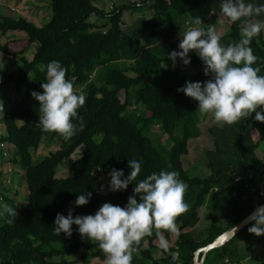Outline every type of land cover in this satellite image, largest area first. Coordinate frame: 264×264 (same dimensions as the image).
Wrapping results in <instances>:
<instances>
[{"label": "trees", "instance_id": "1", "mask_svg": "<svg viewBox=\"0 0 264 264\" xmlns=\"http://www.w3.org/2000/svg\"><path fill=\"white\" fill-rule=\"evenodd\" d=\"M94 1L51 0V17L42 26L16 17L11 10L0 16V32L19 30L26 35L25 39L0 44V52L20 62L13 71L0 74V125L4 126V131L0 129V166L4 163L2 143L12 145L8 161L24 170L28 191L24 205L3 195L5 204L15 208L17 216L11 217L0 207V264L105 261L97 242L82 239L78 226H72L70 237L62 232L57 235L56 215L67 216L70 209L73 217L94 215L104 203L124 207L133 195L135 183L161 170L178 172L179 179L187 184L184 200L189 210L177 218L179 237L164 233L170 252L178 251L179 259L173 261L158 246L153 234L141 241L132 264H193L198 248L234 227L264 202V158L259 159L255 152L260 141H264V123L255 120V113L230 126L218 127L212 122L207 128L212 148L203 154L209 174L190 176L182 163L188 141L202 133V115L198 101L177 89L184 87L186 81L205 82L212 74H204L205 65L195 51L188 53L187 65L179 57L173 62L168 54L180 51L182 28L178 20L186 16L190 23L200 17L204 23L214 13L223 16L222 0H135L108 10L96 6ZM245 3L264 5V0ZM142 6L152 9V21L144 20L141 32L124 30L123 12ZM92 15L102 23L91 21ZM223 18L228 30L221 34V43L238 42L240 22ZM251 19L263 21L264 13ZM19 43L23 45L18 50H11ZM33 47L29 60L25 54ZM250 47L258 57L253 67H259V75L264 76L263 31L253 38ZM54 60L67 69L66 78L86 96V103L78 110L84 127L67 141L55 132L41 130L39 103L31 95L42 94L47 65ZM121 91L123 101L119 98ZM73 123L79 129V121L74 119ZM154 124L166 135L168 147H159L146 134ZM46 139L55 141L57 148L33 160L32 152ZM78 147L81 153L71 160L70 175L57 177L58 167ZM133 159L141 162L136 181L125 190L110 191L109 173L122 170V179L126 178L131 171L128 161ZM89 192L92 195L86 205H75L78 195ZM210 192L214 196L207 199ZM205 206L211 211L209 223L198 229L199 212ZM253 222L221 247L208 251L203 263L215 250H224L223 258L228 256L226 246ZM145 241L147 247L143 248ZM155 250H159L160 257L153 256ZM76 252L84 253L78 261L66 258Z\"/></svg>", "mask_w": 264, "mask_h": 264}, {"label": "clouds", "instance_id": "2", "mask_svg": "<svg viewBox=\"0 0 264 264\" xmlns=\"http://www.w3.org/2000/svg\"><path fill=\"white\" fill-rule=\"evenodd\" d=\"M220 11L229 21L240 22L239 41L224 45L214 26L205 27L200 17L191 19L192 26L181 35L180 51H172L168 58L174 62L179 57L187 65L190 63L188 53L195 51L205 65L204 74L211 73L212 78L205 82L186 81L184 87L177 91L198 101L199 113L210 114L218 127L236 124L253 113L257 122L264 123V76L259 75V67H253L258 57L250 47L253 38L264 30V22L251 18L264 13V5L245 3V0H222ZM66 74L67 69L59 61L49 62L46 82L41 84L42 94L32 92L31 95L39 103L41 130L55 132L67 141L84 127L78 110L86 103V96L83 91L76 90ZM0 116H3L2 102ZM74 119L79 121V129L73 123ZM128 167L130 174L123 179L122 170L113 169L109 173L110 191L125 190L136 181L141 172V162L129 160ZM186 191L187 184L179 179L178 172H153L135 183L126 206L104 203L94 215L75 217L71 209L67 216L58 213L54 231L57 235L62 232L70 237L72 226H78L82 238L97 242L106 256L104 264H132L133 254L138 252L141 241L155 234L158 246L176 261L179 252H170L164 233L179 237L177 218L189 210L184 200ZM91 195L90 192L78 195L75 205H86ZM2 207L11 217L17 216L15 208ZM248 219L254 221L248 232L264 235V206L258 207Z\"/></svg>", "mask_w": 264, "mask_h": 264}, {"label": "rangeland", "instance_id": "3", "mask_svg": "<svg viewBox=\"0 0 264 264\" xmlns=\"http://www.w3.org/2000/svg\"><path fill=\"white\" fill-rule=\"evenodd\" d=\"M12 2L8 0H0V14L5 13L7 10H11L13 14L16 17H24L27 19V17H30L34 21H36L37 24H43L46 23L52 14V10L50 7V1L51 0H11ZM135 0H95L94 4L100 8H103L104 10L111 9V7H116L122 4H127ZM152 9L147 10L145 6H142L141 8H138L137 10H126L123 12L121 23L122 27L126 31H138L141 32L143 28V21L149 20L152 21ZM90 20L93 22H98V24L102 23V20H97V17L95 15H92L90 17ZM30 21V20H29ZM189 22L188 17L183 16L178 20L179 26L182 28L181 35L184 33V31L187 30V28L191 27L192 25ZM32 22V21H31ZM145 22V21H144ZM261 22H264L261 21ZM212 25L216 28L217 32L220 34H224L228 30V24L225 22V19L223 16H221L218 13L212 14L211 17L207 21L204 22V26ZM264 33V30H262ZM23 33V32H22ZM23 34H20L19 32H16L14 36H20ZM180 35V39L182 38ZM26 37V36H25ZM7 38L6 34L1 33L0 34V42H3ZM25 38H16L13 40H21ZM23 43H19L18 45H15L14 47H11V50H18L19 47H21ZM34 50V47L31 48L25 55L27 57H32L31 54ZM7 55V56H6ZM12 56H9L8 54H2L0 52V74H5L7 72L13 71L20 62L17 58H14L12 60ZM17 61L18 63L16 66L12 65V61ZM192 70V69H191ZM31 79V76L29 77ZM11 95H13L12 91L10 92ZM119 98L121 101L124 100V92L121 91L119 94ZM211 115H202V120L200 123V128L202 130V133L199 137L190 139L188 141V152L186 155L182 156V163L183 167L188 172V175L190 176H206L209 174V170L205 164V156L203 154V151L206 149L212 148V138L209 135L207 128L211 125ZM0 129L4 131L3 124L0 125ZM146 134L152 138L154 143L158 145L159 147H168L169 141L166 139V135H164L157 125H151L149 126L148 130L146 131ZM10 146H5V152H7L8 149H11ZM57 148V145L55 141H52L51 139H46L43 143L40 144L37 150L32 152L33 160H39L42 157L49 155L51 152H53ZM258 149L261 151L264 149V141H260ZM81 153V147H78L74 153L68 158L65 159L62 164L58 167L56 176L57 177H67L71 173V160L78 158V156ZM10 154V155H9ZM11 157V152H8L4 156V162L0 166V171L2 173V176L0 177V207L2 205H6L3 195L7 196L9 199L15 200L18 204L24 205L27 201V187L25 183V177H24V170L20 168L18 165L12 164L8 159ZM264 157V154H263ZM262 157V158H263ZM214 196V192H210L207 199ZM206 206L202 209H205ZM207 209V208H206ZM219 209V208H218ZM219 212V210L217 211ZM220 215V214H219ZM208 217V216H207ZM205 216L201 215V226H206V224L209 223L208 221L204 220ZM220 219V217L218 218ZM204 223V224H203ZM206 223V224H205ZM254 223V222H253ZM251 223L247 228L243 231H241L234 240L226 246V254L228 258L232 259V262L239 261L240 257L236 256L235 249L238 248V244H244L247 243V251H250L251 254L249 255V259L245 262L246 264L250 263H261L264 261V245H263V239L264 235L256 236L255 234L249 233L248 228L253 225ZM82 238V237H81ZM84 240H88L86 237L82 238ZM243 244V245H244ZM146 241L144 242L143 248H146ZM231 250L233 252H231ZM222 249L215 250V252H212L210 254V257L208 258L207 262L205 264H222L223 257L221 256ZM235 253V254H234ZM84 253L82 252H76L66 255V258L68 260H74L77 261L81 259V256ZM155 257H160L161 253L158 251H154ZM75 260V261H76ZM105 261H100L99 259H91L90 264H104ZM230 264H233V263ZM77 263V262H76ZM79 264V263H78ZM244 264V263H243Z\"/></svg>", "mask_w": 264, "mask_h": 264}, {"label": "crops", "instance_id": "4", "mask_svg": "<svg viewBox=\"0 0 264 264\" xmlns=\"http://www.w3.org/2000/svg\"><path fill=\"white\" fill-rule=\"evenodd\" d=\"M8 1H10V2H12L11 0H8ZM50 7H51V5H50ZM7 14V11L4 13H1L0 14V16H4V15H6ZM27 19L28 20H30V21H32L35 25H37V26H42L43 24H37L36 23V21H34L33 19H31L30 17H27ZM16 32H19L20 34H23V35H20V36H14V34L16 33ZM182 32V31H181ZM2 32H0V34H1ZM3 34H6V36H7V38L3 41V42H0V44H2V43H4V42H6V41H10V40H12V39H16V38H25V33L23 32L22 33V31H19V30H9V31H7V32H5V33H3ZM181 35V34H180ZM179 35V36H180ZM34 51V50H33ZM2 53V52H1ZM2 54H4V53H2ZM5 55V54H4ZM7 56V55H6ZM26 56V55H25ZM31 56H33V52H32V54H31ZM27 57V56H26ZM29 60L32 58V57H27ZM14 58H12V60H13ZM15 63H18L16 60L15 61H12V65H14V66H16L17 64H15ZM256 155H257V157L259 158V159H263L262 157H263V154H264V149L263 150H259L258 148L256 149ZM199 215H200V217H201V215H203V216H205V219L204 220H206V221H208V218L210 217V215H211V211L210 210H207L206 208L205 209H201L200 210V212H199ZM208 216V217H207ZM199 222H201V219H200V221ZM201 223H198L197 225H196V227L198 228V229H203L205 226L203 225L202 227H198V226H201L200 225ZM204 224V223H203ZM206 224V223H205ZM243 244H244V242H243ZM241 245V244H238V248H236L235 249V252H236V256H239L240 257V260L239 261H235L234 260V262H232V259H230V258H228V257H224L223 258V261H222V264H230L231 262L233 263V264H246L247 262H245V261H247L248 259H249V255L251 254V252L250 251H247V243H245L244 245ZM155 251H158V250H155ZM153 256H154V252H153ZM155 257V256H154ZM155 258H157V257H155ZM225 259H227L229 262L228 263H225ZM264 262V261H263ZM262 263V262H261ZM260 263V264H261ZM204 264V263H203ZM249 264V263H248ZM250 264H259V263H250Z\"/></svg>", "mask_w": 264, "mask_h": 264}, {"label": "water", "instance_id": "5", "mask_svg": "<svg viewBox=\"0 0 264 264\" xmlns=\"http://www.w3.org/2000/svg\"><path fill=\"white\" fill-rule=\"evenodd\" d=\"M260 206H264V202L257 206L253 211H251L246 217H244L240 222H238L234 227L230 228L229 230L224 231L220 235L214 238V240L205 246L198 248L194 252L193 256V264H203L204 258L206 253L212 249L221 247L225 244L228 240H230L235 234H237L242 228L248 225L251 220H249V216L253 214L256 209Z\"/></svg>", "mask_w": 264, "mask_h": 264}, {"label": "built area", "instance_id": "6", "mask_svg": "<svg viewBox=\"0 0 264 264\" xmlns=\"http://www.w3.org/2000/svg\"><path fill=\"white\" fill-rule=\"evenodd\" d=\"M112 8V7H111ZM10 146V144L7 143H2V147H3V155L5 156L6 154H8V152L12 151V147H10L11 149H8L7 152H5V146ZM12 146V145H11ZM10 155V154H9ZM264 158V157H263ZM239 178H235V180H238ZM263 245H264V239H263ZM229 261L227 259H225V263H228Z\"/></svg>", "mask_w": 264, "mask_h": 264}]
</instances>
